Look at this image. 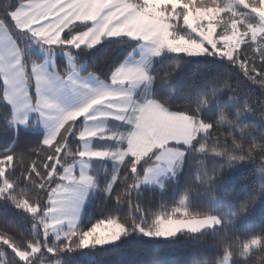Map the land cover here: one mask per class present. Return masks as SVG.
Listing matches in <instances>:
<instances>
[{
  "label": "trees",
  "instance_id": "16d2710c",
  "mask_svg": "<svg viewBox=\"0 0 264 264\" xmlns=\"http://www.w3.org/2000/svg\"><path fill=\"white\" fill-rule=\"evenodd\" d=\"M24 1L0 0V22L18 41L25 59L27 53L10 19V13ZM224 3L190 1L196 8ZM84 28L71 26L64 37ZM172 31L186 32L181 18L173 21ZM135 47L130 39L118 38L93 49H78L79 60L86 63L82 74L107 79ZM237 54L231 59L207 52L197 57L179 54L163 56L152 64V99L171 112L208 124L209 131L182 147L184 164L175 190L135 187L151 161L136 163L127 157L107 197L100 198L99 186L74 235L58 242L43 236L42 217L62 167L78 155L80 124L64 125L50 146L41 143L39 131L9 130L3 116H10L11 110L1 101L0 81V185H10L0 194V250L6 264H40L54 258L79 264H217L226 255L230 264H264V55L259 59V54L251 58L240 51ZM57 70L65 71L61 61ZM168 184L173 186L171 181ZM18 202L26 206L18 207ZM29 207L37 212L29 213ZM222 213H229L227 222L197 234L160 239L136 231L138 226L151 231L157 218L220 217ZM110 219L125 228L118 242L79 247L80 235ZM37 243L44 249L23 262L11 251H28Z\"/></svg>",
  "mask_w": 264,
  "mask_h": 264
},
{
  "label": "rangeland",
  "instance_id": "374dc122",
  "mask_svg": "<svg viewBox=\"0 0 264 264\" xmlns=\"http://www.w3.org/2000/svg\"><path fill=\"white\" fill-rule=\"evenodd\" d=\"M190 1L26 0L10 13L27 53L25 59L18 41L0 22L1 101L11 108L10 116H3L6 127L39 131L41 143L50 146L64 125L80 124L76 134L78 155L62 167L48 194V207L42 217L44 237L49 235L58 242L74 235L89 198L99 186L100 198L107 197L128 156L136 163L151 161L136 179L135 187L161 191L177 188L184 164L182 147L206 134L209 125L186 114L170 112L152 99L151 66L156 60L179 54L197 57L205 52L231 59L239 51L248 58L258 54L259 59L263 58L264 0H225L223 6L206 8L193 7ZM180 18L186 32L176 34L172 31L173 21ZM74 25L85 28L64 37ZM118 38L134 42V52L107 79L94 73L82 74L86 63L79 60L76 51ZM60 61L65 68L62 74L57 70ZM169 181L173 186L167 185ZM5 184L8 183H2ZM28 211L34 214L37 208L29 207ZM221 215L169 217L182 222L169 236L145 234L157 230V220L151 231L140 226L136 231L160 239L179 233L197 234L215 230L230 218L229 213ZM208 218L215 219L198 223ZM107 221L104 220V231L108 230ZM124 233L113 242L88 246L114 244ZM95 238L93 234L91 239ZM43 249L37 243L28 251H11L23 262ZM0 264H6L2 250ZM40 264L79 262L54 258ZM217 264H230L229 256Z\"/></svg>",
  "mask_w": 264,
  "mask_h": 264
},
{
  "label": "snow or ice",
  "instance_id": "6c2138e0",
  "mask_svg": "<svg viewBox=\"0 0 264 264\" xmlns=\"http://www.w3.org/2000/svg\"><path fill=\"white\" fill-rule=\"evenodd\" d=\"M163 46V45H161ZM158 51V49H157ZM10 188V185H0V193L6 192ZM17 206H26L23 204V202H18ZM215 218H208L205 221H200L198 223H211L212 220ZM195 222V221H194ZM108 230L104 231L102 230L104 227L105 222L101 221L98 222L96 225H94L92 228L89 229V231L85 232L83 234V238L80 240L79 247H86L90 244H105L109 242H113L119 238V236L125 232V228L118 224L114 219H110L107 222ZM157 224L158 228L154 233H145L148 234H154L157 236H169L175 233L178 226H181V221L172 220L169 218L167 221L161 220L160 218H157ZM195 230V229H193ZM93 234H96V238L93 240L91 237Z\"/></svg>",
  "mask_w": 264,
  "mask_h": 264
},
{
  "label": "crops",
  "instance_id": "0c3cea01",
  "mask_svg": "<svg viewBox=\"0 0 264 264\" xmlns=\"http://www.w3.org/2000/svg\"><path fill=\"white\" fill-rule=\"evenodd\" d=\"M10 107V106H9ZM10 110H11V108H10ZM171 112V111H170ZM128 157H130V156H128ZM127 158V157H126Z\"/></svg>",
  "mask_w": 264,
  "mask_h": 264
}]
</instances>
